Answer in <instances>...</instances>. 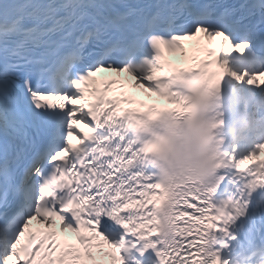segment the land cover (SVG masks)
Here are the masks:
<instances>
[{"label": "snow or ice", "instance_id": "obj_1", "mask_svg": "<svg viewBox=\"0 0 264 264\" xmlns=\"http://www.w3.org/2000/svg\"><path fill=\"white\" fill-rule=\"evenodd\" d=\"M232 93L264 120V0H0V264H229L212 243L264 189Z\"/></svg>", "mask_w": 264, "mask_h": 264}, {"label": "clouds", "instance_id": "obj_2", "mask_svg": "<svg viewBox=\"0 0 264 264\" xmlns=\"http://www.w3.org/2000/svg\"><path fill=\"white\" fill-rule=\"evenodd\" d=\"M173 164L179 166L180 161L179 160L173 161Z\"/></svg>", "mask_w": 264, "mask_h": 264}, {"label": "bare ground", "instance_id": "obj_3", "mask_svg": "<svg viewBox=\"0 0 264 264\" xmlns=\"http://www.w3.org/2000/svg\"><path fill=\"white\" fill-rule=\"evenodd\" d=\"M141 91V90H140ZM142 92V91H141ZM144 93V92H143Z\"/></svg>", "mask_w": 264, "mask_h": 264}]
</instances>
